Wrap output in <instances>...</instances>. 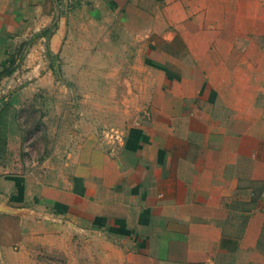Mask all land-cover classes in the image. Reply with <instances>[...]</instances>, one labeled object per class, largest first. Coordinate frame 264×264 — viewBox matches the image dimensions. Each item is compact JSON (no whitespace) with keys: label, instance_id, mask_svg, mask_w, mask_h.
Here are the masks:
<instances>
[{"label":"crops","instance_id":"0c3cea01","mask_svg":"<svg viewBox=\"0 0 264 264\" xmlns=\"http://www.w3.org/2000/svg\"><path fill=\"white\" fill-rule=\"evenodd\" d=\"M253 3L0 0V65L30 45L0 79V264H264V49L252 52ZM126 26L148 45V115L114 144L89 128L72 133L65 159L29 164L18 111L55 88L46 42L67 59L97 47L119 65Z\"/></svg>","mask_w":264,"mask_h":264},{"label":"rangeland","instance_id":"374dc122","mask_svg":"<svg viewBox=\"0 0 264 264\" xmlns=\"http://www.w3.org/2000/svg\"><path fill=\"white\" fill-rule=\"evenodd\" d=\"M257 1L253 3V53L264 49V0ZM67 2L75 4V0ZM68 4L62 8L64 14L72 8ZM68 25L74 32L73 21ZM129 30L126 26L125 61H119V65L117 60L108 59L109 54L98 52L97 47L91 54L74 49L70 53L73 59H67L66 54H53L46 42L43 69L49 71L50 81H46V85L54 84L55 88H41L18 111L24 139L23 155L29 164H43L49 160L56 163L65 159L74 142L72 133H87L89 128L96 133L98 142L114 144L128 127L148 115L149 96L154 93L151 89H154L156 79L152 77L154 85L150 86L151 77L147 76L149 73L142 57L148 45L142 42L135 45L136 40L128 34ZM49 34L45 35L50 37ZM117 34L121 36L120 32H113L114 41ZM21 48L16 52L22 60L30 45ZM77 56L80 58L75 59ZM77 259L78 264H85L83 256Z\"/></svg>","mask_w":264,"mask_h":264},{"label":"trees","instance_id":"16d2710c","mask_svg":"<svg viewBox=\"0 0 264 264\" xmlns=\"http://www.w3.org/2000/svg\"><path fill=\"white\" fill-rule=\"evenodd\" d=\"M50 30H51V28L46 29L42 33L49 32ZM24 45H26V44H24ZM22 47H24V46H22ZM21 50H22V48L19 49V51H21ZM18 54L19 53L12 56V59L9 62H4L0 65V79L5 77V76L12 75L17 70V67L20 65L19 62L21 61V57Z\"/></svg>","mask_w":264,"mask_h":264}]
</instances>
